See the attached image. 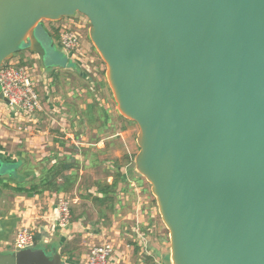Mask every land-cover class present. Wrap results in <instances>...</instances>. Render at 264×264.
<instances>
[{
  "label": "water",
  "instance_id": "obj_1",
  "mask_svg": "<svg viewBox=\"0 0 264 264\" xmlns=\"http://www.w3.org/2000/svg\"><path fill=\"white\" fill-rule=\"evenodd\" d=\"M78 14L139 128L136 171L171 263L264 264V0H0V67L24 51L45 65L56 45L38 28ZM14 165L0 155V178ZM0 264L64 261L35 245L0 250Z\"/></svg>",
  "mask_w": 264,
  "mask_h": 264
},
{
  "label": "crops",
  "instance_id": "obj_2",
  "mask_svg": "<svg viewBox=\"0 0 264 264\" xmlns=\"http://www.w3.org/2000/svg\"><path fill=\"white\" fill-rule=\"evenodd\" d=\"M88 40L85 37L82 58H73L72 62H69L64 67L59 65L52 66L54 68L50 71L44 70L43 66L41 68L43 72L39 69V74L43 77L42 83H45L43 88H41V95L43 91L47 95L43 97L44 110L36 113L32 121L29 119L24 121L21 117L18 119V116H15L13 112L7 109L5 103L0 102V118L2 119L0 136H9L13 140V144L16 145L15 151L11 153L7 148L9 140L0 138V155L6 160L13 161L15 164L14 169L15 166H18L17 176L5 175L3 177L8 184L13 187L18 185L29 186L32 182L39 180L42 174L53 166L61 165L63 162L74 164L73 168L65 171L67 176H71V182L65 190L60 192L45 190L42 193L27 196L25 193L4 188L0 183V218L2 220L0 244L7 247L8 250L11 249V246H7V244L14 240L18 227L22 224H30L38 229L36 245L54 247L62 255L64 264H87V255L92 246H89L88 251L86 247L89 245V239L93 241L89 236L102 239V234H106L107 230H109L102 226L98 229L100 232L93 229L87 221L88 216L86 214L83 215V219L74 218L67 228H59L55 223L58 198L60 196L68 198L69 187L75 182L89 177V169L96 164L95 160L100 157L105 158L102 160L105 164L107 161L113 163L116 159L108 156L115 150L114 144H112L115 140H107L105 135V131L109 130L112 124L109 122L108 114L103 104L104 98L100 93L104 88V90L109 88L106 77V65L102 61L99 62L97 57L95 58V53L97 52ZM57 46L58 50H61L60 46ZM34 57L38 58L39 62L42 63L40 57ZM33 62L35 63V60ZM70 72L77 73L81 78L89 81L83 83L81 87H74L75 91L69 90L64 97L58 100V105L61 108L56 105L55 107L52 105L54 100L49 94V87L57 77L63 79V82L71 81H65L66 77L62 75L71 76ZM92 76H94L93 79L91 78ZM95 79L96 82H94ZM77 96L81 98H77ZM75 99H79L78 109L80 114L77 115V119H84L85 124L78 121L72 122L74 113L71 111V104L74 103ZM46 101L50 103L49 107ZM44 115L48 116V123L42 119ZM52 115L54 117L59 115V121L61 122L58 123L57 130H52L56 122ZM121 117L128 122L122 115ZM128 123L130 124V122ZM112 127L111 130L113 131L115 126L112 125ZM109 136H113V133L109 134ZM102 155H105V157ZM116 155H118L117 152H114L112 156ZM128 155V152H124V156L119 158L121 161L124 160V164L119 165L120 175L115 173L117 177L113 178L114 174L110 170L111 174L107 173L106 175V183L112 184L116 181L118 186L120 182L128 181L129 172L122 171L123 166L130 163L128 158H132V156ZM125 160L127 161L126 163ZM109 169L111 168L109 167L107 170ZM58 182H61L60 178ZM100 184H96L98 188ZM98 188L96 187L95 192H89L91 194L88 197H101L102 193ZM141 188L139 187L138 189ZM9 197H11L12 205L15 206V209L7 212L4 211L2 207L4 205L1 201L6 202ZM83 199H85L84 196L80 194L69 200L74 205L81 203ZM124 217L131 220L132 229L137 226L142 232L143 237L141 235L140 241L144 242L145 253L141 257V243L139 240L134 239L132 244L124 245L123 239L119 237L121 234L111 227L110 229L115 232L116 237H108L111 238L109 240L104 238L100 242L108 240L114 243L115 254L111 258L110 264H138L145 255H148L149 264H151L150 260L152 259L156 264L167 261L170 251L164 236L165 224L160 216L158 206H130V210ZM76 236H79L80 240L74 245V237ZM0 250L2 251V249Z\"/></svg>",
  "mask_w": 264,
  "mask_h": 264
},
{
  "label": "rangeland",
  "instance_id": "obj_3",
  "mask_svg": "<svg viewBox=\"0 0 264 264\" xmlns=\"http://www.w3.org/2000/svg\"><path fill=\"white\" fill-rule=\"evenodd\" d=\"M78 16H83V15L82 14L76 15V17ZM66 19L67 18H64L62 21L61 20L60 21L45 20L43 21V24L46 28L45 29L38 28V34L40 35L42 39L46 41L48 46L52 44V42H54L56 45V47L50 48L49 56L45 58V62H46L45 65L43 62L42 63L39 62L38 58L31 57V55L28 54L26 51L15 54L13 58L9 59L8 61L6 60V62L19 64L18 62H20V59H23L25 63H27L28 65H32L33 60H35L39 69L44 67L45 68L44 70H48V71L52 70L55 67V65L56 66L60 65L61 67H64L67 64H69V62H72L73 59H71L69 56H66L61 51L62 49L58 50L57 48V45H58L57 27ZM89 28H90V24H88L83 30L85 32V36L81 38L82 49H83V42H84L85 37H87L89 39L88 41L91 42L90 37H88ZM96 57L99 62L101 61L103 62L98 52L95 53V58ZM91 65L93 66V64ZM62 75L66 77L65 81H68V80H71V81L63 82V79H60L59 77H57L51 83V86L49 87V94L54 100L52 101V105L54 106L56 105L57 107H60V108L61 106L58 105V102H59L58 100H60L59 98L64 97V95L69 90L75 91L74 87H81L83 83L89 81V80L87 81L84 78H81L77 73L70 72L71 76L67 74H62ZM91 78L93 79L94 76H92ZM94 82H96V79L94 80ZM44 85L45 83H41L40 85L41 88H43ZM90 86H91V83H90ZM104 89L100 91L102 97L104 98V103H103L105 105L104 108L106 109V113L108 114L109 122L115 126L114 130L112 131L111 128L113 127L111 125L109 130L105 131V135L107 136V140L108 139L115 140L114 142H112V144H114V148H115L114 152H117L118 155L112 156L114 152L111 155H108L109 158H114V159L116 158L113 163L107 161L104 164L102 160H104L105 158H102V157L98 158L97 160H95L96 164L92 165V167H90L91 169H89V172H90L89 177L79 180L69 187V191H68L69 199H72L76 195H80V194H82L85 198L83 199L84 201L82 200L81 203L72 205V220L74 218L83 219V215L86 214L88 216L87 221L88 223L91 224L93 229L98 230L100 226H102L103 228L109 229L107 230L106 234L101 233L103 236L102 239L105 238L109 240L111 238H108V237H112V238L116 237L115 232H113L110 229L112 227V228H115V231L121 234L119 235V237L123 239L124 245L132 244L134 239L139 240V242L141 243V257H142L145 253V249H144V242L140 241V237L141 235L143 237V234L137 226L135 227V229H132L131 220L125 218L124 215L127 214V212L130 210V206H158V204H157L156 199L153 200L155 196L152 193L151 184L148 181L146 182V178L142 176L139 172L134 171L136 169L135 158L139 152V146L137 142L139 128L137 124L132 123V122H130L129 124L128 122L122 119L110 86L109 88H106V90ZM45 95L47 94H45V92L43 91L42 98ZM77 98H81V97L77 96ZM78 100L79 99H75L74 103L71 104V111L72 113H74V119L72 118V122L75 123V121H78V122H81L82 124H85L84 119L82 118L77 119V115L80 114V111L78 109L79 107ZM46 104L47 106L50 105V103H47V101H46ZM42 119L44 120V122L48 123L47 121L48 116L44 115ZM54 119L56 120V122H55L54 128L52 127L53 128L52 130H57L56 128H58L57 126H59L58 123L61 122L59 121V115L55 116ZM112 133L114 137L113 136L108 137V135ZM0 138L4 140L7 138L9 140L8 141L9 145H7V148L9 152L13 153V151H15V146H16L15 144H13V140L9 138V136L7 135H1ZM124 152H128L129 154L128 156H132V158L130 157L131 159L128 158L130 163L125 164V166H123L122 168L123 172H126V171L129 172L128 181L120 182V184H118L115 190L113 205H99L95 203L92 200L91 196L88 197V195L91 194L89 192H93V191L95 192L96 187L98 188L96 184L101 183L99 185V188H100L104 183H106V180H107L106 175L107 173H110L109 172L110 170H111V173L113 172L114 174L113 178L117 177L115 173L120 175L119 165L124 164L123 163L124 160L121 161L119 160V158H122L124 156ZM102 156L105 157V155H102ZM126 162L127 161L125 160V163ZM109 167L111 169L107 170ZM94 185L96 186L94 187ZM139 187H142V188L138 189ZM1 202L4 205L2 206L4 208V211L9 212L10 210L15 209V206L12 205L11 197L7 198L6 202H3V201ZM34 228L36 231L38 230L37 227H34ZM133 230L135 233L133 232ZM154 233H155V230H154ZM164 236H165L166 244L169 245V251H170V237H169V231L166 228V226H165ZM74 238H75V243L73 244L75 245L76 242L80 240V237L76 236ZM89 238H92L93 241L91 239L88 240L89 245L86 247V250L89 248L90 245L93 246L103 241L102 239H99L96 237L94 238V237L89 236ZM10 244H13V241L9 242L7 246H10ZM0 249H2L3 252L8 250L7 247H4L2 244H0ZM169 255L167 256V261H164L160 264H172L169 258ZM147 257L148 255H145L143 258L148 261ZM150 263L156 264L154 263L153 259L150 260Z\"/></svg>",
  "mask_w": 264,
  "mask_h": 264
},
{
  "label": "built area",
  "instance_id": "obj_4",
  "mask_svg": "<svg viewBox=\"0 0 264 264\" xmlns=\"http://www.w3.org/2000/svg\"><path fill=\"white\" fill-rule=\"evenodd\" d=\"M65 18L67 19L57 27L58 45L71 59L82 58L81 38L85 35L84 28L90 23L83 16ZM26 52L31 57H39L36 53ZM18 63L5 61L0 67L2 93L9 100V103H3L7 105V109L13 112L15 116H18V119L21 117L24 121L26 119L32 121L35 114L42 112L45 107L40 86L43 82V77L39 74L36 62L28 65L23 59H20ZM1 120L0 118V123ZM71 221L72 201L60 196L57 203L55 223L59 228H67ZM36 233L37 231L33 225L22 224L15 233L13 244H10L11 249L18 251L35 246ZM114 254L115 246L112 241L107 240L95 244L89 250L87 264H110ZM138 264H149V262L142 258Z\"/></svg>",
  "mask_w": 264,
  "mask_h": 264
},
{
  "label": "trees",
  "instance_id": "obj_5",
  "mask_svg": "<svg viewBox=\"0 0 264 264\" xmlns=\"http://www.w3.org/2000/svg\"><path fill=\"white\" fill-rule=\"evenodd\" d=\"M127 121L131 122L129 120ZM17 167L18 166H16V168ZM73 167L74 164L70 162H63L61 165L53 166L52 168H49L45 173H43L39 180L32 182L29 186L18 185L13 187L5 181V179L3 178L4 176L0 178V183L4 188H10L11 190H14L16 192L25 193L27 196H33L35 194L42 193L45 190L60 192L62 190H65L71 182V176H67L65 174V171ZM13 171L14 172H12V174L7 175H11L12 177L17 176V170ZM59 178L61 179L60 183L58 182ZM116 188V181H114L112 184L104 183L99 188L102 196H92V200L99 205H113Z\"/></svg>",
  "mask_w": 264,
  "mask_h": 264
}]
</instances>
